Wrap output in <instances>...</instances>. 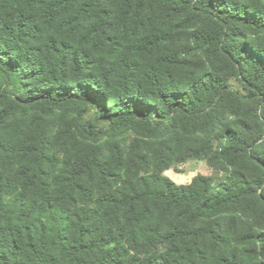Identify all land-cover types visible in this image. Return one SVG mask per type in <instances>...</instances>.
<instances>
[{"label":"trees","instance_id":"obj_1","mask_svg":"<svg viewBox=\"0 0 264 264\" xmlns=\"http://www.w3.org/2000/svg\"><path fill=\"white\" fill-rule=\"evenodd\" d=\"M263 146L262 0H0V264H264Z\"/></svg>","mask_w":264,"mask_h":264},{"label":"rangeland","instance_id":"obj_2","mask_svg":"<svg viewBox=\"0 0 264 264\" xmlns=\"http://www.w3.org/2000/svg\"><path fill=\"white\" fill-rule=\"evenodd\" d=\"M264 2V0H262ZM194 46L191 45V47L187 45V43H181L176 48H178L179 51L185 52L189 51V53H185L184 56H188L189 58L194 57L196 60L204 59L205 55L202 51H196L194 49ZM231 86L234 90L241 92V94L247 98L248 91H246L240 81L236 78H232ZM241 117L246 118L247 116L243 113L240 114ZM236 116H233V119H235ZM254 122V121H253ZM136 133L133 130L125 131L123 133H113L108 138L105 139V147H109L111 144H119L121 146L122 151H127L131 143L134 139H136ZM151 143H154L152 141H149ZM226 143H224L225 145ZM213 145L215 149H218L219 142L213 141ZM264 149V146L262 147ZM233 167L230 165L227 161H222L217 163L216 165H211L206 160H188L183 163L175 164L170 169L164 171L160 177L156 179V185L157 189L159 191H165L167 182H173L178 186L183 185H190L194 179L198 175H203L207 177H212L215 182H218L220 179L225 177ZM227 223H231L230 220H225ZM243 228L241 229L244 232L251 231V229L254 230H260V228L257 227V225L251 221L247 224L246 222L243 223V225H240ZM170 253V247L168 245H162L160 247H157L156 249L152 250L151 254H163L168 255Z\"/></svg>","mask_w":264,"mask_h":264}]
</instances>
